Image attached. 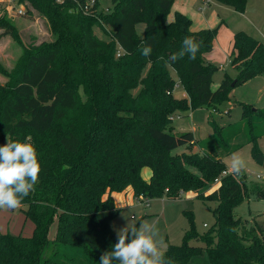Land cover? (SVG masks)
Wrapping results in <instances>:
<instances>
[{"label": "trees", "instance_id": "16d2710c", "mask_svg": "<svg viewBox=\"0 0 264 264\" xmlns=\"http://www.w3.org/2000/svg\"><path fill=\"white\" fill-rule=\"evenodd\" d=\"M27 1L46 17L56 38L25 48L15 74L0 83V146L30 136L41 165L39 182L21 206L34 224L32 235L0 231V264H100L101 254L117 242L112 222L120 209L111 194L128 187L145 199H177L192 191L198 199L217 202L206 233L196 230L190 215L182 244L167 245L165 258L172 264H189L204 252L210 264H264L263 230L235 216L245 200L264 198V186L248 183L245 173L223 174L222 159L244 145H230L244 134L253 158L264 164L258 147L264 109L240 102L241 124L232 128L210 118L213 134L201 141L200 152L174 154L197 139L191 131L168 130L173 114L218 111L234 88L264 75V42L236 32L231 65L237 76L225 75L213 90L219 66L205 54L213 50L221 25L192 31V20L181 12L169 21L174 0H112L106 13L98 10V0L91 7V0ZM215 1L240 13L247 5V0ZM5 20L0 18V28L19 41ZM139 23L145 24L143 37ZM95 27L108 38L98 37ZM186 36L200 43L195 59L186 55L165 63ZM144 44L152 47L148 57L141 55ZM172 71L186 97L174 96ZM2 74L8 72L0 63ZM144 167L152 171L149 181L141 175ZM217 179L220 185L206 195ZM53 223L57 229L50 238ZM193 240L204 246L190 244Z\"/></svg>", "mask_w": 264, "mask_h": 264}, {"label": "rangeland", "instance_id": "374dc122", "mask_svg": "<svg viewBox=\"0 0 264 264\" xmlns=\"http://www.w3.org/2000/svg\"><path fill=\"white\" fill-rule=\"evenodd\" d=\"M58 2L62 3V0H58ZM1 3L3 6L0 8V18L12 23L19 37L18 41L12 35L4 34V29L0 28V63L8 72V75H0V83L6 85L10 77L15 74L14 69L22 58L25 48L51 43L56 36L53 34L46 17L33 9L27 0H0ZM204 3H209V5ZM204 5L207 6L203 12L202 8H204ZM112 8V0H98V10L100 12H110ZM180 8L193 18L194 23L193 25L191 24V30L210 28V26L215 27L222 21L227 25L226 30H223L219 35L217 33L213 41V53L217 57L223 56L227 51L224 49V45L228 48L232 42L230 32L234 36L238 31H245L254 38L264 42V0H247L246 9L243 13L247 14L250 21L247 18L245 19L240 12L215 0H196L193 4H190L188 0H177L168 15L169 21L174 19V13ZM20 9L23 10V13L19 12ZM26 9L30 10V14L26 13ZM136 29L138 35L143 37L145 24L139 23ZM94 31L98 37L102 39L108 38L103 29L95 27ZM228 74L229 76L232 75L231 77L236 76V71L233 70L230 63L225 65L224 69L219 68L214 73L211 88L216 90L225 75ZM172 75L176 82L174 96L181 98L185 90L174 71H172ZM262 85L263 78L258 77L249 84L238 86L234 93L231 94L230 100L224 102L218 111L210 108H197L188 113H175L172 116L168 130L174 134L191 131L199 139L198 143H200V140L209 139L213 133V128L208 122L210 118H213L219 126H224L225 128L226 126L227 128H232L235 124L240 126L243 109L239 102L251 104L253 109H264V88ZM241 137L243 139L231 140L230 145L244 144L233 153H239L246 159L248 167L244 173L247 175L248 183L259 182L264 186V164L257 162L253 158L251 153L252 145L244 143V134ZM200 146H203V144L200 143ZM258 147L264 156V136L258 140ZM193 149H199V145L188 148L186 146L179 147L173 153H194ZM231 155L232 153L223 156L226 166L229 164ZM217 185L218 183L214 184L213 187ZM208 194H210V190L206 192V195ZM141 200L138 201L136 197L132 204L117 207L120 211L112 222L113 229L117 234L119 229L128 224L139 226L141 222L151 223L158 227L160 236L165 242L163 251L166 250L168 244H182L184 233L189 228L190 215L194 218L196 230L201 234L206 233L215 221L212 210L217 206V202L198 199L196 196H191L190 192L183 194L182 197L177 199H169L167 197L148 199V204L145 203V198ZM22 207L25 208V206ZM22 207L14 211H0V231L2 233L22 234L23 236L32 235L34 224L30 219L26 218L21 210ZM235 216L245 221L248 227L254 225L258 229L261 228L264 232V198L245 200L235 208ZM56 229L57 224L53 223L49 231L50 238L55 236ZM190 244L204 246L203 243L196 240L191 241ZM192 264L210 263L205 258H200L197 263Z\"/></svg>", "mask_w": 264, "mask_h": 264}, {"label": "clouds", "instance_id": "9594fccd", "mask_svg": "<svg viewBox=\"0 0 264 264\" xmlns=\"http://www.w3.org/2000/svg\"><path fill=\"white\" fill-rule=\"evenodd\" d=\"M200 43L192 36L182 40L179 51L165 63L176 62L186 55L195 59ZM152 47L144 44L141 55L148 57ZM163 59V57H161ZM247 161L239 153H232L225 174L240 176L247 171ZM41 165L31 137L23 142L10 141L0 146V211H14L22 206L24 198L35 190L39 182ZM165 242L158 227L141 222L128 224L117 231V242L111 251L101 254L100 264H172L165 258Z\"/></svg>", "mask_w": 264, "mask_h": 264}, {"label": "crops", "instance_id": "0c3cea01", "mask_svg": "<svg viewBox=\"0 0 264 264\" xmlns=\"http://www.w3.org/2000/svg\"><path fill=\"white\" fill-rule=\"evenodd\" d=\"M175 1H177V0H174V3H175ZM189 1V3L190 4H193L196 0H188ZM208 2V1H207ZM174 3H173V5H174ZM204 4H207V5H209V3H204ZM206 5V6H207ZM206 6L204 5V8H202L203 9V12L206 10ZM181 9V10H180ZM180 9H178V11H176V12H181V13H183V14H185V15H187L191 20H192V25H193V23H194V21H193V18L191 17V16H189L188 14H187V12H185V10H183L182 8H180ZM175 12V13H176ZM174 13V14H175ZM203 14V13H202ZM241 15L243 16V17H245V19L247 18V20L248 21H250V18H248L247 17V14L245 15L244 13H241ZM220 23H222V24H220ZM191 25V26H192ZM211 25H213V24H211ZM218 25H221L220 26V28H219V30H218V35H219V33H221L223 30H226V26L227 25H225L224 24V22L222 21V22H219L216 26H218ZM215 26V27H216ZM214 26H210V28H199V29H195V30H192V31H199V30H202V29H211V28H215ZM230 32V31H229ZM230 34L232 35V42L230 43V45L228 46V48L224 45V49L225 50H227L226 52H225V54H223V56H221V57H217L213 52H214V50H212L211 52H209V53H207V54H205V58H206V60L208 61V62H210V63H213V64H215V65H217V66H219V68H225V65H227V64H231V53H232V50H233V42H234V36H233V34L230 32ZM235 35V34H234ZM262 41V40H261ZM263 42V41H262ZM213 49H214V47H213ZM223 49V50H224ZM224 63V64H223ZM233 68V67H232ZM233 70H235L234 68H233ZM236 71V70H235ZM229 75V74H228ZM232 76V75H231ZM230 76V77H231ZM236 76H237V71H236ZM236 76L235 77H231V78H236ZM258 77H262L263 78V85H262V87L264 88V76H258ZM258 77H256V78H258ZM256 78H254V79H256ZM254 79H251V80H249V81H247V82H245L244 84H249L252 80H254ZM243 85V84H242ZM261 87V88H262ZM237 88V87H236ZM236 88H234L233 90H232V92L230 93V96H231V94H233L234 93V91L236 90ZM263 88H262V90H263ZM183 95H182V97H186L187 96V94H186V92L184 91L183 93H182ZM181 97V98H182ZM240 103V102H239ZM209 122V121H208ZM222 127H224V126H222ZM213 134V133H212ZM195 135V134H194ZM212 136V135H211ZM196 137V136H195ZM196 142H194L193 144H192V147H194L195 145H199V149H193V152L195 153V152H200L201 150H202V148H201V146H200V143H201V141H203V140H200V143H198L199 141V139L196 137ZM206 140V139H205ZM223 159V158H222ZM224 161V160H223ZM141 175H142V177H143V179L144 180H146V181H149V179H150V177H151V175H152V171H151V169L150 168H148V167H144L143 169H142V171H141ZM219 184L220 183H218V185L217 186H215V187H213V188H211V190H210V193L214 190V189H216L218 186H219ZM190 195L191 196H197V193H195V192H190ZM111 196H112V198H113V200H114V203H115V206L116 207H121V206H124V205H129V204H132L133 202H134V200H135V198L137 197L136 195H135V193H134V190H133V188L132 187H128V188H126L124 191H122V192H113L112 194H111ZM138 198V201L139 200H141V199H144L142 196L141 197H137ZM197 198V197H196ZM141 201H143V200H141ZM206 227H207V225H205ZM259 229H261V228H259ZM200 258H205V260H207L208 261V263H210L209 262V259H208V255H207V253L206 252H204V254L203 255H201V256H196V257H193L191 260H190V262H189V264H192V263H197L198 262V260L200 259Z\"/></svg>", "mask_w": 264, "mask_h": 264}, {"label": "built area", "instance_id": "2783aa9c", "mask_svg": "<svg viewBox=\"0 0 264 264\" xmlns=\"http://www.w3.org/2000/svg\"><path fill=\"white\" fill-rule=\"evenodd\" d=\"M94 2H95L94 0H91V2H90V5H89V6L91 7V6L94 4ZM89 6L85 7V9L87 10V9L89 8ZM19 12H20V13H23V10H22V9H20V10H19ZM223 174H225V172H224ZM215 183H216V184H217V183H220V180H219V179H217ZM145 201H146L145 203H147V204H148V199H146Z\"/></svg>", "mask_w": 264, "mask_h": 264}, {"label": "water", "instance_id": "95a60500", "mask_svg": "<svg viewBox=\"0 0 264 264\" xmlns=\"http://www.w3.org/2000/svg\"><path fill=\"white\" fill-rule=\"evenodd\" d=\"M234 84H235V81L232 83V86H234Z\"/></svg>", "mask_w": 264, "mask_h": 264}]
</instances>
